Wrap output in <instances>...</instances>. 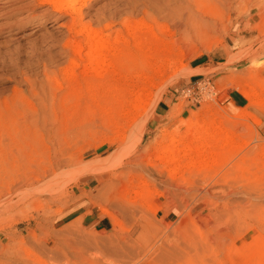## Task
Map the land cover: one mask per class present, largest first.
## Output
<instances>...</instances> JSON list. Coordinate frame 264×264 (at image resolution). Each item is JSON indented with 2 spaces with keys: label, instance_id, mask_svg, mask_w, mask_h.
<instances>
[{
  "label": "rangeland",
  "instance_id": "obj_1",
  "mask_svg": "<svg viewBox=\"0 0 264 264\" xmlns=\"http://www.w3.org/2000/svg\"><path fill=\"white\" fill-rule=\"evenodd\" d=\"M53 1L64 8L0 0V264H264V0H204L215 25L189 35L165 21L164 0H78V13ZM132 25L155 32L157 52L114 78L104 52L99 77L80 33L116 46ZM117 84L151 93L132 126L100 110L126 94L103 88ZM165 137L174 163L158 159Z\"/></svg>",
  "mask_w": 264,
  "mask_h": 264
},
{
  "label": "bare ground",
  "instance_id": "obj_2",
  "mask_svg": "<svg viewBox=\"0 0 264 264\" xmlns=\"http://www.w3.org/2000/svg\"><path fill=\"white\" fill-rule=\"evenodd\" d=\"M58 1H61V0H58ZM65 1V0H64ZM68 0H66V3H67ZM234 1V0H233ZM37 7H40V6H44V5H52L53 6V11L55 12H59L60 10H62L64 7L63 5H59L57 4L56 2H54L53 0H37ZM70 2V0L68 1ZM163 2V5H162V13L164 14V19L165 21L167 22L168 20L172 23L171 26L174 27L175 31L179 33V35H189V34H201V33H204L206 30H209L211 26H214L215 24L212 23L211 20L208 15H207V9H206V6H205V1L204 0H164V1H161V3ZM235 2V1H234ZM65 3V4H66ZM78 3V0H71V8H70V11L72 13H78V11H80V9H77L76 8V4ZM83 3L85 4L86 3V0H83ZM68 4V3H67ZM210 15V14H209ZM80 16V15H79ZM75 25H81L82 23V20H81V17H78L76 18V20L74 21ZM83 25V24H82ZM137 25V24H136ZM133 26L132 25V28L131 30L133 31V38L132 36H129L131 37L130 39L133 40L132 43H129V42H123L121 44H118L119 40L122 41H125L126 40V37L125 39L124 38H121L120 35H117V39L115 40V44L116 46H113V44H111L110 42H108V40L104 37H100L99 34L97 32H94L92 30H87V31H82L80 33V35H82L84 37V39H86L87 41V44H88V48H87V53L83 56L85 61H87L89 64L91 63V65L93 66H100L101 64L103 65H106V61L108 62L107 60V56H104L103 53L105 52L106 54H110L111 55V61H109L108 63V66L111 67L112 69V72L110 70L109 74H108V78L109 77H113L118 75V74H121L123 72V70H125V67L130 65L131 63H134L135 65L137 66H145L149 64V59L152 58L154 56V54L157 52V50L155 49L156 46L154 44H157V37H156V34L155 32H144L143 34H140L141 36L138 35V33H142L143 31V27H139V26ZM142 25V24H140ZM144 26V25H143ZM146 28H147V24L145 25ZM144 26V27H145ZM131 27V26H130ZM127 28V27H126ZM151 28V27H150ZM148 27V29H150ZM128 29H130L128 27ZM165 29V28H164ZM127 30V29H126ZM151 30V29H150ZM167 30V28H166ZM128 31V30H127ZM149 31V30H148ZM152 31V30H151ZM129 33V32H128ZM132 33V32H131ZM78 34V33H77ZM125 34V33H124ZM130 35V34H129ZM202 36V35H201ZM123 37V35H122ZM128 37V35H127ZM123 39V40H122ZM130 39L127 38V40L130 41ZM131 42V41H130ZM79 43V42H78ZM76 43L74 45V50H73V54L74 56L76 57V59L78 60H81L82 59V52H83V47ZM112 45H110V44ZM120 43V42H119ZM161 43V42H160ZM118 44V45H117ZM108 45V46H107ZM153 45H154V49H153ZM75 64V63H74ZM73 64V65H74ZM171 64V63H170ZM93 67L94 70H95V73H97V75L99 74V72H102L101 70H99L100 68L99 67ZM162 66V65H161ZM184 67V66H183ZM99 68V69H97ZM151 68V67H150ZM134 69V68H133ZM138 69V67H137ZM159 67L158 69L155 71L157 73H159ZM182 69V68H181ZM97 70H99L97 72ZM88 71V70H87ZM132 71V70H131ZM135 71V70H134ZM162 71V70H161ZM160 71V72H161ZM182 71V70H180ZM87 73V72H86ZM101 74V73H100ZM99 74V75H100ZM75 74H73L72 76L70 77H74ZM88 75V74H87ZM98 75V76H99ZM122 76V75H121ZM69 77V76H68ZM69 77V78H70ZM100 77V76H99ZM106 78V77H105ZM118 78V77H117ZM107 79V78H106ZM116 80V78H115ZM104 81V80H103ZM113 81V79H112ZM118 81V80H117ZM107 82V81H106ZM106 82L104 84H106ZM114 82V81H113ZM150 82V81H149ZM114 84V83H113ZM112 85V84H111ZM119 85V84H117ZM101 86V85H99ZM109 85H105L103 86L104 89H106V91H112V90H117V89H121L123 91H126V88L127 86L125 84H121L116 87H110ZM152 90V89H151ZM122 91V92H123ZM104 92V91H103ZM253 92L252 88L251 89H244L241 90V94L244 96V97H247L248 95H250L251 93ZM126 94L125 95H122V96H118V97H115V96H111L110 98H107V100H104L103 102V107L100 109V110H106L107 108H114L116 111H119L121 110L122 111V114L125 115V117H128L127 119L131 122V124L129 123V121H127L131 126L136 124V115L137 114H143L146 112V107L144 105V103H146L145 101L150 97L152 98L151 96V93L148 92L147 90H144L142 89L140 92H134L133 89L132 90H128L125 92ZM106 94V92H105ZM117 94V93H116ZM114 95V94H113ZM120 95V94H119ZM104 97V96H103ZM161 101V99H160ZM96 102H98L96 100ZM125 102L127 103V106L125 105ZM98 104V103H97ZM149 104V103H148ZM158 104V103H157ZM125 105V106H124ZM99 106V105H98ZM175 114V113H174ZM42 120H43V129L46 131V133L48 134V136H51L55 130H58V128L56 129V127H54V125H50L48 123V116L46 117V115L42 114ZM37 117V116H36ZM40 117V116H39ZM195 118V117H194ZM193 118V119H194ZM192 118H190L191 120ZM196 119V118H195ZM213 119V118H212ZM212 119H206L208 122V125L209 127H212V125L215 123L214 120ZM205 120V121H206ZM189 121V120H188ZM194 121V120H193ZM198 121V119H197ZM203 121V120H202ZM204 122V121H203ZM51 123V122H50ZM54 123V122H53ZM194 123V122H193ZM37 124V123H35ZM52 124V123H51ZM128 124V125H129ZM195 124V123H194ZM129 125V126H130ZM185 128V130L180 133L179 131H177V137L178 139L181 141L182 139H187L188 138H192L194 136V133L191 134V129H190V125L191 124V121L190 122H187L186 124H183ZM182 125V126H183ZM199 125H203L202 123H200ZM197 125V126H199ZM205 125V124H204ZM203 125V126H204ZM207 125V126H208ZM36 126V125H35ZM195 126V125H194ZM195 126L197 129L198 127ZM207 126H205V128H203L204 132L206 131L207 132V129L208 128ZM60 127V125L58 126ZM134 127V126H133ZM132 127V128H133ZM214 127V125H213ZM175 128V127H174ZM181 129V128H180ZM201 129V128H200ZM70 130H72V128H70ZM179 130V129H178ZM195 129H193L194 131ZM210 130V129H209ZM217 130V129H216ZM215 130V131H216ZM134 131V130H133ZM199 131V130H198ZM197 131V132H198ZM202 131V129H201ZM218 131V130H217ZM216 131V132H217ZM176 132V131H174ZM203 132V131H202ZM201 132V133H202ZM210 132V131H209ZM137 134V133H136ZM198 134V133H197ZM200 134V133H199ZM211 134V133H210ZM215 134V133H214ZM144 135H145V132L143 133H140V135H138V138L136 139V141H133L134 142V147L137 148L140 146V144L142 143L143 141V138H144ZM173 135V134H172ZM203 135V134H202ZM174 136V135H173ZM171 136V137H173ZM164 137V136H162ZM175 137V136H174ZM207 138L206 139H209V135L206 136ZM223 138H226L225 136H222ZM167 137L165 138H162V140L160 141H156L155 140V144L158 145L159 143V148L157 149H160L161 148V152H162V155L164 156H161V154H159L160 156L158 157V159H161V160H165L163 162H168V163H174L178 160L177 157L180 158V156H177L176 152L173 150L175 148H173L172 150H169V148L167 147H164V143L167 142V139L169 140L168 143L171 144V148L174 147L173 144H175L176 142L174 141H177V139L175 140V138H170L169 139V134H168V138L166 139ZM205 138V137H204ZM211 138H212V135H211ZM196 139V138H195ZM227 139V138H226ZM135 140V139H134ZM194 140V139H193ZM198 140V139H197ZM203 140V138H202ZM191 141V140H190ZM204 141V140H203ZM202 142V141H201ZM168 144V146L170 145ZM183 144V143H182ZM178 145V144H177ZM186 145V144H185ZM156 147V146H155ZM153 148V147H151ZM189 148V147H188ZM178 149V148H177ZM186 149V148H185ZM184 149V151H185ZM191 150V148H189ZM147 151L149 150L150 151V148L149 149H146ZM154 150V149H153ZM180 150V149H179ZM197 150V149H196ZM146 151V152H147ZM148 151V152H149ZM157 151V150H155ZM178 151V150H176ZM200 151V150H198ZM196 151V152H198ZM147 152V154H148ZM186 152V151H185ZM191 153V151H189ZM187 151V153H189ZM193 152V150H192ZM195 152V154H197ZM150 153V152H149ZM159 153V152H158ZM157 153V154H158ZM180 154V153H178ZM183 154V153H182ZM186 154V153H185ZM192 154V153H191ZM145 155V154H144ZM198 155V154H197ZM63 157V156H62ZM156 157V158H157ZM163 157V158H162ZM191 157V156H190ZM220 157V156H219ZM188 159V158H187ZM67 158L62 161H60L58 164L62 163V162H66ZM156 160V159H155ZM201 160V159H200ZM219 160V159H218ZM186 161V160H185ZM203 161V160H202ZM201 161V162H202ZM221 161V160H220ZM162 162V161H161ZM193 162V161H192ZM214 162V165H215V161H212ZM211 162V163H212ZM218 163V162H217ZM207 164V163H206ZM201 166L204 168L205 165ZM126 165H129V166H133V162L129 161L127 162ZM170 165V164H169ZM168 164L166 165L165 163V166H169ZM173 165V164H172ZM190 165V164H189ZM191 165H193L191 163ZM190 165V167H191ZM213 165V166H214ZM171 166V165H170ZM212 166V165H211ZM216 166V165H215ZM218 166V165H217ZM172 167V166H171ZM177 167V166H176ZM180 167V166H179ZM188 167V165H187ZM209 167V166H208ZM170 168V167H169ZM181 168V167H180ZM185 168V167H184ZM207 168V166L205 167ZM204 168V169H205ZM211 169H214L212 167H210ZM100 169V167H98V170ZM202 169V168H200ZM203 170V169H202ZM162 171V170H161ZM168 171H171V170H168ZM172 171L174 173L175 169H173L172 167ZM213 171V170H212ZM172 175V174H171ZM174 177V176H173ZM200 185V184H199ZM197 189V188H196ZM214 190V189H213ZM203 198V197H202ZM115 225V224H114Z\"/></svg>",
  "mask_w": 264,
  "mask_h": 264
},
{
  "label": "crops",
  "instance_id": "obj_3",
  "mask_svg": "<svg viewBox=\"0 0 264 264\" xmlns=\"http://www.w3.org/2000/svg\"><path fill=\"white\" fill-rule=\"evenodd\" d=\"M261 127L262 128H264V122H262V125H261ZM84 210V207L83 206H78V208L76 209V211L75 212H73V213H77V212H79V211H83ZM72 213V214H73ZM88 220V222L90 223V224H92V225H96V226H101L102 225V223H103V219H99L98 217H95V216H91V218H89V219H87Z\"/></svg>",
  "mask_w": 264,
  "mask_h": 264
}]
</instances>
